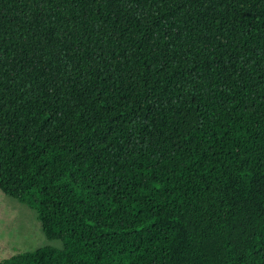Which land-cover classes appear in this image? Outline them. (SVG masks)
I'll list each match as a JSON object with an SVG mask.
<instances>
[{
    "label": "trees",
    "instance_id": "16d2710c",
    "mask_svg": "<svg viewBox=\"0 0 264 264\" xmlns=\"http://www.w3.org/2000/svg\"><path fill=\"white\" fill-rule=\"evenodd\" d=\"M0 189V264H264V0H0Z\"/></svg>",
    "mask_w": 264,
    "mask_h": 264
},
{
    "label": "rangeland",
    "instance_id": "374dc122",
    "mask_svg": "<svg viewBox=\"0 0 264 264\" xmlns=\"http://www.w3.org/2000/svg\"><path fill=\"white\" fill-rule=\"evenodd\" d=\"M44 245L62 241L46 238L36 211L0 189V259Z\"/></svg>",
    "mask_w": 264,
    "mask_h": 264
}]
</instances>
